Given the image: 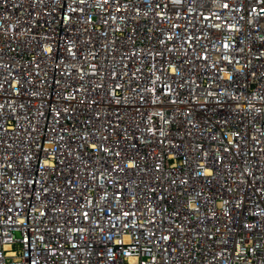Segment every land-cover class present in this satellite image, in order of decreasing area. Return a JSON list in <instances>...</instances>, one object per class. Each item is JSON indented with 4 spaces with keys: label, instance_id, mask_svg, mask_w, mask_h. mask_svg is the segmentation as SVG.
Returning <instances> with one entry per match:
<instances>
[{
    "label": "built area",
    "instance_id": "obj_1",
    "mask_svg": "<svg viewBox=\"0 0 264 264\" xmlns=\"http://www.w3.org/2000/svg\"><path fill=\"white\" fill-rule=\"evenodd\" d=\"M0 264H264V0H0Z\"/></svg>",
    "mask_w": 264,
    "mask_h": 264
}]
</instances>
